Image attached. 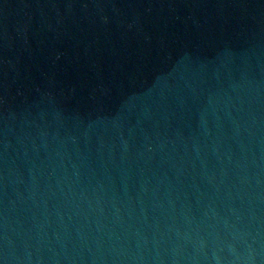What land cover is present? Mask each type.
<instances>
[{
	"label": "water",
	"instance_id": "obj_1",
	"mask_svg": "<svg viewBox=\"0 0 264 264\" xmlns=\"http://www.w3.org/2000/svg\"><path fill=\"white\" fill-rule=\"evenodd\" d=\"M0 264H264V0H0Z\"/></svg>",
	"mask_w": 264,
	"mask_h": 264
}]
</instances>
